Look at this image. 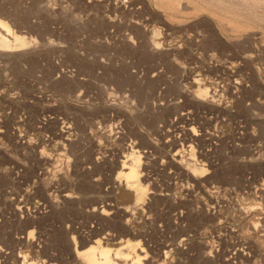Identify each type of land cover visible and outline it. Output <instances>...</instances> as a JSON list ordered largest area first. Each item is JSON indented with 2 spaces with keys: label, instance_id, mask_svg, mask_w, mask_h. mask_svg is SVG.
<instances>
[{
  "label": "rangeland",
  "instance_id": "rangeland-1",
  "mask_svg": "<svg viewBox=\"0 0 264 264\" xmlns=\"http://www.w3.org/2000/svg\"><path fill=\"white\" fill-rule=\"evenodd\" d=\"M221 1L0 0V264H264V0Z\"/></svg>",
  "mask_w": 264,
  "mask_h": 264
},
{
  "label": "bare ground",
  "instance_id": "bare-ground-1",
  "mask_svg": "<svg viewBox=\"0 0 264 264\" xmlns=\"http://www.w3.org/2000/svg\"><path fill=\"white\" fill-rule=\"evenodd\" d=\"M156 1L158 2V0H156ZM161 1L162 0H160V3L158 2L159 5L157 4L159 7H162L166 10H169L170 8H172V10H174L173 9L174 4H173V6H172V4H168V0H167V3L161 2ZM163 1H165V0H163ZM204 1L206 3L209 2L211 4V5H209L210 6L209 8H211L212 4H214L213 1H216V3H215L216 5H213L212 7L217 6V8L220 10L223 8H225L227 10L232 9L231 11H233V12L236 11V13L238 11L240 12L241 9L243 8V7H241L238 10V6H240V5H238V4L234 5V2H232L231 0L230 1L233 3V7H231L232 4L230 3L231 4L230 8H228L225 5V3H223L221 0L220 1H218V0H204ZM169 2H172V0L171 1L169 0ZM172 3H174V2H172ZM178 3L180 4V2H178ZM249 3H251V2H249ZM254 3H255V1H254ZM227 4H228V1H227ZM221 5L223 6L222 8H221ZM178 6L179 5L177 4V7ZM218 6H220V8ZM242 6H244V8H248L249 5H242ZM201 7H202V5L200 6V8L195 7L196 11L199 10L198 12H200V10H206V8H207L206 7L203 9ZM217 8L216 9L213 8V9L217 10ZM227 10H225V11L227 12ZM206 11H209V10L207 9ZM236 13H233V14H235V15L241 14V12L237 13V14ZM228 14H229V12H228ZM250 14H252V13H250ZM224 19L226 20L227 18H223L222 20H224ZM229 20L231 21V19H229ZM230 25H232V23H230ZM235 27H237V26H235ZM0 28H2L0 30L1 31L0 32V53H2L1 57L8 56L9 52H16V51L18 52V51L24 50V48L27 45L24 37L15 33V31L10 27V25L6 21H3L1 18H0ZM238 28H242V27L240 26ZM6 58H8V57H6ZM199 91H198L199 95H202V94L204 95V94L208 93L206 90L201 91L200 88H199ZM134 153L135 152H133L131 155L126 156V159L123 161V170L124 171L122 172L123 176L121 178L124 177L127 188H129L132 191H135L137 199L141 200V199H143V197L146 194V189L143 187V184H141L143 178L141 177L140 173L138 172V169H139V166L141 163L140 162L141 159H140L139 155H135ZM128 242H130V241L128 240ZM107 244H108L107 239L104 241H103V239L94 240L93 242H91L89 244L88 247L84 248L83 250L78 251L77 256L81 257L85 261L86 264H143V260L146 259V255L143 256L140 254V253H144L143 247L140 248V251H137L139 248V245H140L139 240L134 242V243L128 244L124 248L116 249L114 251H112L110 249V247L106 246ZM20 256L21 257L23 256V264H40L38 261H36L35 259L32 258L30 251L29 252L25 251L23 253V255L21 254Z\"/></svg>",
  "mask_w": 264,
  "mask_h": 264
},
{
  "label": "built area",
  "instance_id": "built-area-1",
  "mask_svg": "<svg viewBox=\"0 0 264 264\" xmlns=\"http://www.w3.org/2000/svg\"><path fill=\"white\" fill-rule=\"evenodd\" d=\"M39 246H40V248L42 247V245H41V244H39Z\"/></svg>",
  "mask_w": 264,
  "mask_h": 264
}]
</instances>
